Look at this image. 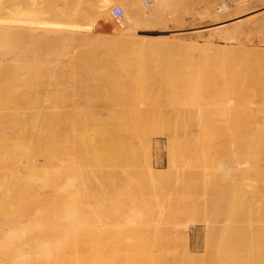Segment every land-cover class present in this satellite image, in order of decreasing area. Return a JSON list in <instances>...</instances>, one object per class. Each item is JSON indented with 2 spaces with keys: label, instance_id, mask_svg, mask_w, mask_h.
<instances>
[{
  "label": "rangeland",
  "instance_id": "rangeland-1",
  "mask_svg": "<svg viewBox=\"0 0 264 264\" xmlns=\"http://www.w3.org/2000/svg\"><path fill=\"white\" fill-rule=\"evenodd\" d=\"M98 1L0 0L2 22H20L23 16L21 22L34 26L37 19L41 33L35 39L38 48L44 47L38 54H26L38 49L28 36L22 39L26 41L13 39L9 45L0 35V53L8 48L21 53L27 50L7 54L6 62L0 54V101L47 104L57 113L65 137L62 144L69 150L64 169L73 178L65 180L63 203L70 206L67 203L74 197L75 207L73 216L60 218L61 228L66 227L61 239L65 246L74 247V259L78 254L75 264H204L205 187L211 179L225 177V169L235 164V89L240 73L246 71L252 73L250 87H258L254 91L246 88L247 95L255 93V99L250 93L254 113L251 119L247 117V122L254 119V128L249 126L258 142L252 161L264 172V0H168L162 15L155 17L158 20L140 24H136L139 15L129 0H106L105 6L95 5ZM157 3L146 8L140 0L143 14L156 9ZM116 7L123 10L122 22L113 13ZM72 32L75 39L65 41L64 36ZM117 37L147 40L148 49L152 42L155 46L164 42L180 50L129 54L104 47L114 44ZM52 38L63 39L53 47L43 43ZM79 40L92 49L89 43L96 40L100 45L97 54L83 50ZM208 43L225 50L207 52ZM12 197L14 202L21 200ZM9 204L7 208L14 203ZM5 208L0 197L3 218L11 213L8 208L5 214ZM256 215L255 229L260 230L253 231L258 235L255 238L264 234L263 218L261 223V214ZM2 237L0 243L7 246H0V264H14L21 244L13 245L7 237L4 242ZM247 238H238L240 259L234 262L254 264L258 260L260 264L264 237L258 244L257 238L251 243ZM252 243H263L259 245L263 249L253 245L251 250ZM67 259L65 264L73 262ZM31 260L29 264L35 261Z\"/></svg>",
  "mask_w": 264,
  "mask_h": 264
},
{
  "label": "bare ground",
  "instance_id": "bare-ground-1",
  "mask_svg": "<svg viewBox=\"0 0 264 264\" xmlns=\"http://www.w3.org/2000/svg\"><path fill=\"white\" fill-rule=\"evenodd\" d=\"M83 1L84 0H81V2ZM167 1L168 0H158L156 7L158 11L157 14L155 12L156 9L154 8L151 11L143 14L142 11L144 10L140 5V0H129L128 3L129 6L132 8V10L137 12V14L139 15L136 20V24L138 23L140 24V22H147L153 20V18L155 19V17H158L162 9H165L164 5L167 4ZM105 3L106 0L103 1L99 0L95 5L105 6L104 5ZM140 12L142 13L140 14ZM20 18H23V16H20ZM20 18H19L20 22L9 21L8 23H5L0 20V35L2 36L1 40H4L7 44L11 45L13 39H15L16 41L18 40L19 42L26 41L22 39L28 36L29 40H31L33 44H35V42L37 43V45L36 44L35 45L38 48L39 42L35 38L37 35H40L41 33V31L39 30L41 28L40 23L36 19L34 26L26 25L24 22H21L22 19ZM155 20H158V18ZM64 37H65V41L68 40L69 38L75 39L76 34L72 32L69 33L68 35H65ZM62 39L52 38L43 41V43H46V45L49 47L50 46L53 47V46H57V44ZM157 40H155L154 42H157ZM79 41H81V44L82 43L85 44L82 40ZM95 42L97 41L95 40L89 43V41L87 40V43H89V45L91 44L90 46H94L93 49L90 47L86 48V46L83 44L81 46H83L84 48L83 50L85 51H87L86 49H89L87 53L97 54L95 51H97L96 50L97 45L99 44H95ZM144 42L142 43L141 41L138 42V40H134L133 38L124 39L121 37L120 38L117 37V40H114L113 42L114 44H112L111 42H109L110 45L108 42H103L102 44L108 43V45L107 46L105 45L104 47L109 51L124 50L129 54H131L132 52H136L137 54H145L146 51L147 52L150 51L149 54H172V52L180 50V47H176V48L173 47L172 49V46L175 44L173 45L171 44L170 45L171 47H169L167 46L168 44H165L164 42L160 44L161 46H159V44H156V46L152 45L153 44L152 42V44L149 45L151 48L148 49L145 48ZM167 42L169 43V41ZM162 44L165 46H162ZM12 46H14V44ZM177 46L179 45L177 44ZM42 48L44 47H39L38 49H30L28 51L26 50L27 52L26 51L25 52L26 54H38V51H40V49L42 50ZM183 48L196 49V46L195 47L190 46L188 48L183 47ZM204 50H206L207 52L214 51V53L216 51L217 53L221 51L222 53V51L225 50V48L219 49L217 47L215 48L213 46H210L209 44V47L208 48L205 47ZM15 51L16 50L14 48H8L2 51L0 53L2 54L1 60L5 62L8 61L10 58L7 56V54H25V52L21 53L20 51H16V52ZM245 51L247 52V50ZM207 52L206 54H211ZM249 53L251 52H248V54ZM262 58L263 57H261V59ZM250 63L249 65L251 66ZM254 65L255 64H253L252 67H254ZM249 67L247 65V68ZM251 74H252L251 71L249 72L246 71L245 74L240 73L238 79V86H237L238 88L235 89V91L237 90V93H235L236 94L235 99L237 103V113H236L237 118L235 124L237 129L236 137L238 141L235 164L233 165V168L225 169V171L227 172V173L225 172V174L227 175H225V177L224 175L223 176L221 175L223 177L222 179H220L221 178L220 176L219 179L221 181L215 176H213L214 178H216V180L213 181V179H211L212 180L211 183V180L209 181L210 177L209 178L207 177L208 181L210 182V184L209 183L207 184V180L205 179L207 185L205 187V197H204V234L206 236L205 244H204V253H203L204 264H235V262L237 261L236 257H238L237 255L239 254V248H240V245L238 243L239 242L238 238L248 237L247 239H249L250 237L256 235L253 232L254 230L256 231V233L260 230V228L258 230L255 229L256 228L255 222L257 221L256 214L259 213L258 216H260L261 214V217L259 218L260 219L263 218L264 221V215H263L264 213L261 212V211L264 212V209H262L264 208V189H263V183L261 182L262 181L261 178L264 177L263 175L264 172L262 173L260 171L261 169L260 167L258 168L257 163L256 164H254L255 162L253 163L254 161L253 154L255 155L254 151L258 147V146L256 147L254 143H258V142H254L255 139L253 138H255V131L250 130L249 124L251 125L252 120L254 119L250 120L251 122L250 121L247 122V117L248 119H251L250 118L251 113L252 114L254 113L252 111L253 108L252 105H254V103H251V101L253 102V100H251V97L253 96L252 99H255L254 97L255 93L253 92L254 94L252 95V92H249L248 93L249 95H247L246 92L249 91V88L252 89L253 91L254 88L255 90H257L256 88H258L257 86L256 87L254 86L252 88L250 87V84L253 85L254 83L252 81ZM250 93L252 95L251 97H250ZM257 95L258 96H256V99L258 100L257 97H259V94ZM262 96H260V98H262ZM254 110H256V108ZM255 112H258V109ZM260 113L261 112L259 111V114ZM256 115H258V113ZM252 118L254 117L252 116ZM263 122L264 121H262L261 126L264 124ZM253 126H255V124ZM260 129L262 130V128ZM255 130H257L256 127ZM64 138L65 137L63 136L60 120L57 116V113L56 111L51 109L47 104L28 106L26 104H20L14 101H0V197H3L5 203L6 210L4 211V213L9 210L8 208H10V211L8 212H11L10 214L8 213L9 215L6 212L5 214L7 215H5L4 218L2 217L3 214L0 213V217H1L0 221L2 220L0 226L3 225L2 227L3 230L2 228H0L3 233L2 232L0 233H2L1 235L4 237V239L8 238L7 241L8 240L10 242L12 241V243L13 242L16 243L19 241L21 244L20 245L21 248L18 247V249H20L21 251L17 250L19 251V254L16 253V257L14 259V262L15 260L16 262L14 264H19L18 262L25 264L24 262L26 261L28 263V261H30L31 258H33L31 254H33L34 257L37 255L38 258H36V260L39 259V262H36L35 258H33L35 261L32 259L34 262L33 263L30 262L31 264H62V263L65 264V261L69 256L67 254H70L71 257L67 260L71 259V261L73 260L74 262V260L77 259L78 254L74 259L75 251L72 252L74 250L73 249L74 247L65 246L63 244V239H61L63 237L61 235L65 233L64 228L66 227L61 228L64 224L62 225V222L60 223V220H62L60 218H63L64 214H66L67 216L69 214L73 216V214L75 213V207L73 205L74 194L73 195L71 194L73 193V190L72 191L70 190L71 191L69 192L70 195L68 194L69 196L72 195L70 198L73 197L71 202L67 203L70 204V206L63 203V201L64 200L66 201V199L65 198L63 199L62 197L63 185L64 183L66 184L65 180L73 179L71 178V175L67 176L70 173L69 172L66 173L65 172L66 170L64 169L69 164V163L67 164L65 163V160L69 159V155H68L69 150L66 149V147L68 148V146L65 147L62 144ZM263 144H264V138H263ZM70 154H73V152ZM71 157L73 156L71 155L70 158ZM256 160L257 159H255V161ZM255 165L257 166L258 170H256ZM259 165L261 164L259 163ZM258 171L261 173H259ZM259 174H261V178L259 177L260 176ZM218 180L220 182H217ZM259 183H261L262 186L259 185ZM12 196H15L16 198L19 197L21 200L14 202ZM11 199H12L11 203L17 205L15 206H13L14 204L10 205ZM28 200L31 202L33 200V202L30 203ZM34 200L35 202L36 201L37 202L35 203ZM7 204L12 206V208L15 207L14 210L10 206L7 208L6 206ZM259 208L261 209V211ZM257 210L260 212H257ZM62 212L63 214H61ZM71 219H73V217H70V220ZM73 223L75 222L72 221L71 224ZM261 223H262V219H261ZM28 224H30V226H28ZM259 224L257 226L262 228L261 225H263L264 223H262L260 226ZM26 226L27 228H25ZM62 230L64 231L63 233ZM258 234L260 235V232ZM248 235H250V237ZM262 235L264 234L261 233V237H264ZM259 237H256L257 238L256 239L254 236L253 238L256 239L254 241H257ZM261 237L260 239H263ZM253 238L251 240H253ZM260 239L257 241V244L260 242ZM251 240L249 239L250 243L252 242ZM4 242L6 241L4 240ZM4 242L2 243L4 244ZM30 243H31V249L28 248ZM255 243H252V248L251 245L248 244L251 250L253 249V245L255 249L256 246ZM5 244L6 245L2 246V244L0 243V246L4 248L5 246H7V243ZM237 244L239 245V247L237 246ZM26 245L28 246L25 247ZM257 246L256 248L258 250L263 249V248L260 249L262 246L261 247L259 246V248ZM67 248L69 249L67 250ZM245 248L247 249V246ZM30 250H32V253ZM259 252L261 253V251ZM71 253H74V255ZM259 254L258 256L261 255ZM253 257H255L257 260V256H253ZM255 258H253V261ZM261 258L263 260L264 255ZM261 258L258 257V259ZM238 259L240 258L238 257ZM256 262L258 263V260ZM261 263L263 264L264 261H261ZM73 264H75V262ZM76 264H78V262ZM238 264H240V262Z\"/></svg>",
  "mask_w": 264,
  "mask_h": 264
},
{
  "label": "built area",
  "instance_id": "built-area-1",
  "mask_svg": "<svg viewBox=\"0 0 264 264\" xmlns=\"http://www.w3.org/2000/svg\"><path fill=\"white\" fill-rule=\"evenodd\" d=\"M155 1L156 0H142V3L144 7L150 8L155 3ZM113 13L119 22H122L125 19L123 10L120 7L114 8Z\"/></svg>",
  "mask_w": 264,
  "mask_h": 264
}]
</instances>
